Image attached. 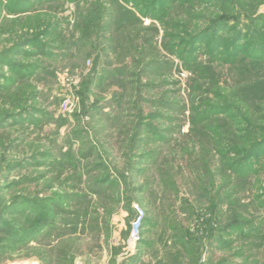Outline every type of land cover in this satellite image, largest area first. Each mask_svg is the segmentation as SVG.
<instances>
[{"label": "rangeland", "instance_id": "rangeland-1", "mask_svg": "<svg viewBox=\"0 0 264 264\" xmlns=\"http://www.w3.org/2000/svg\"><path fill=\"white\" fill-rule=\"evenodd\" d=\"M0 264H264V0H0Z\"/></svg>", "mask_w": 264, "mask_h": 264}, {"label": "built area", "instance_id": "built-area-1", "mask_svg": "<svg viewBox=\"0 0 264 264\" xmlns=\"http://www.w3.org/2000/svg\"><path fill=\"white\" fill-rule=\"evenodd\" d=\"M64 107H65L64 109H66V110L69 109V101H65Z\"/></svg>", "mask_w": 264, "mask_h": 264}]
</instances>
